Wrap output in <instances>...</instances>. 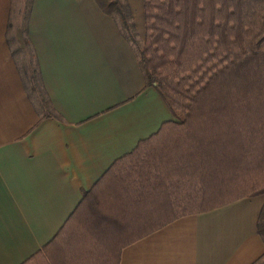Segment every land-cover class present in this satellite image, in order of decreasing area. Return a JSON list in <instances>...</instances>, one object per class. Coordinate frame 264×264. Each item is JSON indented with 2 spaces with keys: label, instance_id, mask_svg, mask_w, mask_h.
Segmentation results:
<instances>
[{
  "label": "trees",
  "instance_id": "trees-1",
  "mask_svg": "<svg viewBox=\"0 0 264 264\" xmlns=\"http://www.w3.org/2000/svg\"><path fill=\"white\" fill-rule=\"evenodd\" d=\"M31 1L15 16L22 45L9 33L7 41L45 118L25 36ZM94 2L115 21L145 87L171 118L82 191L54 238L21 264H119L122 248L174 219L264 195V0H142L143 39L124 0ZM256 228L264 243V203ZM252 264H264V254Z\"/></svg>",
  "mask_w": 264,
  "mask_h": 264
},
{
  "label": "crops",
  "instance_id": "crops-1",
  "mask_svg": "<svg viewBox=\"0 0 264 264\" xmlns=\"http://www.w3.org/2000/svg\"><path fill=\"white\" fill-rule=\"evenodd\" d=\"M17 9L0 0V264H21L49 243L82 191L171 118L94 0H32L25 36L48 101L42 118L7 41L22 44ZM134 24L143 39L144 22ZM263 203L243 198L174 219L122 248L119 264H252L264 254Z\"/></svg>",
  "mask_w": 264,
  "mask_h": 264
},
{
  "label": "rangeland",
  "instance_id": "rangeland-1",
  "mask_svg": "<svg viewBox=\"0 0 264 264\" xmlns=\"http://www.w3.org/2000/svg\"><path fill=\"white\" fill-rule=\"evenodd\" d=\"M19 1V2H18ZM22 0H17L16 1V5H21L23 4V2L25 0H23V2H21ZM130 7L131 12H132V16H134V20H136L137 23H139L140 21L143 22V12H142V0H124ZM133 19V17H132ZM133 20V22H134ZM140 39V37H139ZM22 45V44H21ZM24 50H26V52L24 53L25 56H22V60L20 65L23 67H26V64L29 63V58L27 55H29V53L27 52V48L25 47ZM38 97H41V92L38 93Z\"/></svg>",
  "mask_w": 264,
  "mask_h": 264
}]
</instances>
